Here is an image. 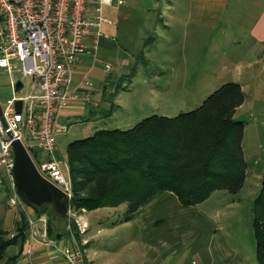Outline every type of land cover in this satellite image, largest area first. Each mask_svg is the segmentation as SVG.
<instances>
[{"label": "rangeland", "instance_id": "rangeland-1", "mask_svg": "<svg viewBox=\"0 0 264 264\" xmlns=\"http://www.w3.org/2000/svg\"><path fill=\"white\" fill-rule=\"evenodd\" d=\"M126 2L120 7L103 6V16L115 24L103 23L97 45L82 55L73 74L72 88L78 83L89 88L96 92L92 94L95 102L104 100L112 110L92 115L87 101L84 115L61 117L69 129L56 133L55 154L65 162L70 178L67 149L72 141L98 129H128L153 114L176 116L195 110L222 84L234 81L245 92L235 112L244 122L248 165L244 184L237 192L216 190L190 207L182 206L174 196L160 195L129 220L128 203L87 211L70 202L63 218L51 220L53 212L45 209L36 210L44 216L38 221L25 214L29 233L52 238V243L57 233L67 235L68 247L84 252L83 264H260L253 207L264 177V57L257 63L258 47L246 36L224 38L222 29H217L202 32L194 41L177 28L180 25L174 27L172 36L179 52L164 56L160 49L170 46L160 44L166 40L164 31L171 30L160 17H166L167 0ZM13 79H21L25 86L16 91ZM87 80L92 86L85 85ZM30 81L31 77L0 69V104L5 106L14 94L34 92ZM9 205L8 197L0 198V226L9 228L12 237L18 232L13 224L21 208L16 211ZM16 250L17 245L10 246L1 263L7 264Z\"/></svg>", "mask_w": 264, "mask_h": 264}, {"label": "trees", "instance_id": "trees-1", "mask_svg": "<svg viewBox=\"0 0 264 264\" xmlns=\"http://www.w3.org/2000/svg\"><path fill=\"white\" fill-rule=\"evenodd\" d=\"M244 99L242 85L229 81L195 110L176 116L153 114L131 128L98 129L72 141L67 149L71 204L79 210H94L128 203L129 220L160 195L174 196L190 207L216 190L239 191L248 165L244 122L235 112ZM35 209L53 212L49 206ZM253 210L257 259L264 264V177ZM54 218L63 217L52 213L50 219ZM26 226L25 220L12 237L0 230V264L10 246L24 248ZM17 258L18 253L7 264H15Z\"/></svg>", "mask_w": 264, "mask_h": 264}, {"label": "built area", "instance_id": "built-area-1", "mask_svg": "<svg viewBox=\"0 0 264 264\" xmlns=\"http://www.w3.org/2000/svg\"><path fill=\"white\" fill-rule=\"evenodd\" d=\"M126 0H0V69L31 77L34 92L15 95L0 111V166L11 175L16 195L9 203L22 202L16 186L12 131L21 138L43 175L68 192L72 182L68 167L55 154L56 133L67 132L61 114L82 100L94 103L89 88H72L75 66L81 55L97 45L104 22V5H125ZM85 85L92 86L87 80ZM82 95V97H81ZM22 99L21 111L16 100ZM40 150L38 159L33 149ZM82 224V223H81ZM28 252H32L29 249ZM69 264H83L84 252L67 246Z\"/></svg>", "mask_w": 264, "mask_h": 264}, {"label": "crops", "instance_id": "crops-1", "mask_svg": "<svg viewBox=\"0 0 264 264\" xmlns=\"http://www.w3.org/2000/svg\"><path fill=\"white\" fill-rule=\"evenodd\" d=\"M125 5H127V3ZM164 9L167 13L166 17H160V19L166 29L171 30V32L164 31L165 36L163 39L166 40H163L160 46L163 47L167 45L170 46V48L169 50H167V48L160 49L162 55L168 56L170 53L173 54L179 52L174 48V37L172 36H174V27L180 25L177 28H183L182 30L187 32V37L191 35L194 41L197 40L195 38L200 37L202 32H209L211 30L217 29H222L224 32V38L229 37L230 35H235L237 39H240L241 36H246L250 38L254 45L258 47L259 58L257 63L263 62L264 0H167V5ZM224 54L226 55L227 53L224 52ZM79 63L80 59L75 68L79 66ZM162 68L166 71L168 69V67L165 68V66ZM13 81L15 86L18 79H13ZM30 83L31 86L34 87V81L32 78ZM78 86L79 83L74 85L73 88H77ZM80 88L83 87L80 86ZM93 94H96V92H93ZM15 95L16 94L8 98V100L13 98ZM94 98V103H91L90 105V112L92 115L98 116L102 115L103 113L107 115L108 112L112 110V108L106 106V104L103 103L104 100L102 101L98 99V103V101L95 102L97 98L95 96ZM87 109H89L88 105H84L81 103V100H77L73 102L70 109H67L61 114L60 119L61 117H70L71 114H78L77 116L84 115ZM33 153L38 159L41 158L40 150L38 148L33 149ZM15 195L16 191L11 175H9L3 166H0V198L8 197L9 203L10 198ZM9 204L11 207H16V211L21 208L20 212H18L14 218L13 226L19 227L22 225L26 219L25 214L28 215L30 219L32 218V220L36 219V221H38V218H40L39 216L42 215H40L34 207L32 208V206L23 201H18L16 204ZM29 211H31L33 214ZM41 217L42 219L44 218V216ZM1 229L8 230L9 228L0 226V230ZM24 231L27 235V238L24 248H22L21 245H17V250L15 253H18V258L15 264H69L67 258L64 255V249L68 246L67 235L57 236L56 241L52 243V238H45L37 232L29 233L30 230L27 226ZM43 234L46 233L44 232ZM29 249L32 250L31 254L28 252Z\"/></svg>", "mask_w": 264, "mask_h": 264}, {"label": "water", "instance_id": "water-1", "mask_svg": "<svg viewBox=\"0 0 264 264\" xmlns=\"http://www.w3.org/2000/svg\"><path fill=\"white\" fill-rule=\"evenodd\" d=\"M14 87L16 91H19L24 87V82L20 79ZM22 105L23 100L17 99L16 108L18 111H21ZM9 135L13 138L12 146L16 160L14 176L21 199L34 208L49 206L54 216L66 217L71 202L68 192L41 173L32 154L21 138L15 137L12 131H9Z\"/></svg>", "mask_w": 264, "mask_h": 264}]
</instances>
